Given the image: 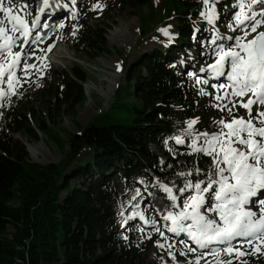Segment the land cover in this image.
<instances>
[{"label": "trees", "instance_id": "trees-1", "mask_svg": "<svg viewBox=\"0 0 264 264\" xmlns=\"http://www.w3.org/2000/svg\"><path fill=\"white\" fill-rule=\"evenodd\" d=\"M160 1L166 13L175 12L176 38L165 39L131 65L128 61L123 64L131 101L117 104L124 85L120 83L108 111L80 127L79 133H69L67 144L55 123L45 119L39 123L40 132L63 152L60 163L31 161L25 145L12 137L25 133L38 139V133H31L27 125L25 110L12 106L0 109V264H144L125 247L116 219L125 196H133V184L140 180L148 185L157 180L178 189L186 179L178 173L193 167H200L204 172L200 179L205 178L209 157L188 155L181 163L174 156L180 150L175 137L190 144L184 135L188 121L198 120L194 128L211 133L217 130L216 118L224 117L213 109L211 98L200 94L180 62L184 50L194 48L198 50L194 62L207 63L212 26L199 17L200 0ZM233 1L217 4L221 19L215 26L221 32L229 24L228 6ZM116 4L137 9L142 24L156 11L153 0H117ZM142 30L140 44L143 25ZM82 44L108 51L98 30L87 29ZM86 81L80 67L55 72L41 95L55 100L59 108L67 104L75 108L87 98ZM111 110L121 112L124 122H130L97 126L99 119H108ZM210 113H214L211 119ZM186 148L189 153L191 149ZM85 150L90 153L84 160ZM76 180L81 185H72Z\"/></svg>", "mask_w": 264, "mask_h": 264}, {"label": "snow or ice", "instance_id": "snow-or-ice-1", "mask_svg": "<svg viewBox=\"0 0 264 264\" xmlns=\"http://www.w3.org/2000/svg\"><path fill=\"white\" fill-rule=\"evenodd\" d=\"M75 3L76 0H72V4ZM200 3L204 9L200 16L215 33L210 42L214 47L209 53L214 61L206 69L201 68V72H209L210 79L223 78L226 81L212 85L216 89L214 99L217 101L212 106L225 112L230 119L222 117L216 121L217 130L211 133L196 130L194 126L198 120L188 121L184 133L190 138L188 155L198 154L197 159L209 157L211 163L201 180L187 179L202 175L200 167L179 172L178 175L186 179L176 193L173 187L159 185L172 202L173 209L163 219L170 222L168 233L174 237L183 234L196 246L179 241L186 249L180 255L201 250L188 264H201L202 260L205 264H234V261L248 264V260L241 258L264 256V198L253 199L264 194V0H237L239 11L234 13V23L228 28L239 34L228 36L222 35L215 27L218 19L216 0H200ZM54 5L59 6L57 0H42L39 14L29 22L28 17L32 16L30 5L0 0V101L16 95L18 87L27 82L24 78L29 71L36 69L35 64L27 63L34 50L25 49L42 40L39 32L35 35L33 32L37 28L49 27L47 23L41 24V16L47 9L54 10ZM96 9L102 10V5H93L92 10ZM71 15L75 19L78 13L72 12ZM64 26L63 23L59 25L60 28ZM161 31L168 35L167 29ZM52 47L54 45H50L47 51ZM17 48L19 51L15 50ZM208 82V79H196L197 84ZM200 94L211 95L204 89H200ZM240 109L245 115L239 114ZM175 140L177 144L185 143L180 136ZM257 205L258 211L251 210ZM139 215L144 219L142 213ZM155 225L153 220L152 226ZM155 230L165 241L157 240V248L166 249V244L167 249L176 246L169 243L170 238L160 228ZM169 256L175 261L171 251Z\"/></svg>", "mask_w": 264, "mask_h": 264}, {"label": "rangeland", "instance_id": "rangeland-1", "mask_svg": "<svg viewBox=\"0 0 264 264\" xmlns=\"http://www.w3.org/2000/svg\"><path fill=\"white\" fill-rule=\"evenodd\" d=\"M34 1L35 0H32V3H34ZM116 1L117 0H84L79 3L78 11L67 5L68 7L66 9L70 10L69 18H72V12L78 13L75 21L68 22L65 31H61L62 28L59 27L61 23L55 27L56 29L54 31H51L54 33V41L52 44L54 47H52V52L49 55H42L40 57L39 62L36 64V69L31 70L24 78L27 82H23L22 86L18 87L16 95L11 96L10 100L0 101V109L9 106L23 108L26 112L27 125L32 129L31 133H33L34 130L38 133V139L26 135L25 133L12 136L13 139L19 140L22 143L23 141L21 139H24L36 148L38 157L31 155L27 146L23 143L30 155L31 161H38L36 163L39 164H58L62 161L64 156L56 143L46 137V135L38 129L41 120L45 119L50 124L55 123L57 132L62 141L67 144L69 133H79L80 127L83 128L92 118L105 114L108 111L114 102V93L119 83L124 85L117 97V104H124L131 101L128 99V91L125 89L126 83L128 82L127 67L123 70V64L125 62L128 61V65H131L135 58L153 51L160 43L165 42V39L176 38L174 27L178 22L176 21L177 18L175 19V12H167V14L162 8L163 3L160 0H153L156 11L152 18L144 24L140 22V13L137 9L121 7L116 4ZM223 1L224 4L229 5L228 0ZM15 3H18V0ZM95 4L102 5V10H92ZM236 5L237 0H234L233 3L228 6L227 22H230L229 24L234 23V13L239 11ZM256 7L259 8L258 5ZM198 8L204 10L202 5ZM217 16L218 21L221 19L219 12H217ZM199 17L203 22L208 24L201 16ZM141 24L144 26L145 31L142 44H140L143 35ZM74 29H78L75 31V34H73ZM87 29L98 30V34L102 36V40L105 42L106 48H108L107 52L88 48L82 44V34ZM162 29H167L168 35H165L164 32L161 31ZM219 32L224 36L239 34L230 31L228 26L223 32H221V30H219ZM210 35L212 40L215 35L213 30ZM211 40L206 48L208 50L207 63L197 64V61L194 62V60L198 58V50L194 48H186L180 62L183 67L187 69L197 89L199 91L200 89H204L205 92L211 93V95L206 96L211 98L210 103L212 106L217 103L214 99L216 89L212 87L214 83L209 81L207 77L209 72H201V68L206 69L208 64L214 61V57L209 54L211 48L214 47L210 43ZM55 46L57 51H53ZM204 54L205 53H203V55ZM79 67L87 78L86 83L83 84L87 98L80 106L78 105L74 108V106L70 107L67 104L59 108L57 103L54 104L55 100L52 98H44L43 95H41L42 89L52 83L53 73L62 71L69 72L71 69ZM38 70H40V73L36 74ZM197 78L201 81L208 79L209 82L207 84H197ZM221 83H226V81L222 78ZM15 98L18 99L13 101ZM49 109L51 115H48ZM213 109L218 110L215 107H213ZM222 113L225 118L227 114L225 112ZM239 114L245 115V111L240 109ZM213 116L214 113H210L209 119ZM222 117L223 116H219L216 120L218 121ZM229 118L230 117H228V119ZM125 119L126 118L123 117L121 112L111 110L107 120L99 119L95 124L97 126H108L110 124H117L118 122H130H124ZM178 145L180 150H177V155L174 156V158L178 157L180 158V162L184 163L188 157V152L186 151L188 145L186 141L184 144ZM66 149H68V146H66ZM152 150L156 151L154 147H152ZM88 153H90V150H85L82 154L84 160L87 158ZM162 161H165V158L162 157ZM206 174L207 173H205V176ZM187 179L201 180L200 176L196 175ZM73 183L74 185H81V181L79 180L72 182V185ZM160 184L162 183L157 180H154L149 185H145V182L140 180H137L136 183L133 184V196L129 198L125 196V204L122 208H118V214L116 215L117 222L120 224L119 235L122 237L121 239L125 247L135 252L137 259L144 264H188V261L194 260L201 250H198L197 253L180 255V252L182 250L186 251V249H184L179 241L185 240H181L180 238L179 241H177L173 234L171 236V233L167 232V227H169L170 224L165 220H158L155 216L161 210H165V212L168 210L165 204L167 207H171V203L163 202L164 199L168 198L167 194L161 190ZM137 193H139V195H137ZM262 196V198H264V194ZM253 199H257V197ZM258 208L259 206L257 205L251 208V210L258 211ZM151 209L154 211V214ZM139 213L143 214L144 219L140 218ZM146 215H150L149 220L146 219ZM159 219H163V217H159ZM153 220L156 222L155 227L152 226ZM145 221H148V223H145ZM156 228H162L161 231L170 238L169 243H175L176 246L167 249L166 244V249L157 248L155 244L157 240H160L161 243H165V241L160 238L159 233L155 230ZM140 229H143V231ZM149 235H151V239H148ZM124 237H127V239ZM187 243L193 247L192 242ZM169 251L175 255V261L169 256ZM222 258L228 259V257ZM208 259H211V257L209 256ZM241 259L248 260V264H264V256H246ZM201 264H205V262L202 260ZM234 264H239V262L234 261Z\"/></svg>", "mask_w": 264, "mask_h": 264}, {"label": "bare ground", "instance_id": "bare-ground-1", "mask_svg": "<svg viewBox=\"0 0 264 264\" xmlns=\"http://www.w3.org/2000/svg\"><path fill=\"white\" fill-rule=\"evenodd\" d=\"M57 3H58V5L59 6H56V5H54V7L58 10V12H59V14H60V16L61 17H65L67 14H68V12H69V10L68 9H66V8H64V7H62V5H61V0H57ZM56 28L55 27H53L52 28V31H54ZM54 49V48H53ZM57 51V49H56V46H55V49L53 50V51ZM59 52V51H58ZM55 53H57V52H55ZM208 78H209V75L207 76ZM111 88V87H110ZM112 89V88H111ZM117 90V89H116ZM105 92V91H104ZM115 94V93H114ZM106 97V96H105ZM22 141H23V143L27 146V148H28V151H29V153L31 154V155H34L35 157H38V152H37V150H36V148L35 147H33L30 143H28L26 140H24V139H21ZM37 159V158H36ZM36 162H38V161H36ZM149 185V184H148ZM158 194V193H157ZM159 195V194H158ZM158 195H156V196H158ZM261 195H263V194H258V197L260 198L261 197ZM257 197V198H258ZM254 198H256V197H254ZM163 202H165V203H172L170 200H168V199H164V201ZM165 207H166V209H168L169 211H171V210H173L171 207H167L166 206V204H165ZM164 207V208H165ZM163 208V209H164ZM161 210V209H160ZM168 210H166V212L168 211ZM179 209H176V211H178ZM151 211H152V209H151ZM153 212V214H154V211H152ZM165 212V210H161V211H159V213L158 214H156L155 216L157 217V219L158 220H164V219H159V217H163L164 215H166L167 213ZM146 219L147 220H149V218H150V215H146ZM169 224H170V222L169 221H167ZM167 223V224H168ZM164 226V225H163ZM164 228V227H163ZM161 230H162V228H161ZM171 236H172V234H171ZM183 237V238H182ZM176 239H177V241H179V239L181 238V240H185L186 242H191L190 240H188L187 239V237L185 236V235H181V236H179V237H175ZM193 245V247H196L195 246V244H192ZM204 251H207V250H204Z\"/></svg>", "mask_w": 264, "mask_h": 264}, {"label": "water", "instance_id": "water-1", "mask_svg": "<svg viewBox=\"0 0 264 264\" xmlns=\"http://www.w3.org/2000/svg\"><path fill=\"white\" fill-rule=\"evenodd\" d=\"M220 0H216V3H218Z\"/></svg>", "mask_w": 264, "mask_h": 264}]
</instances>
